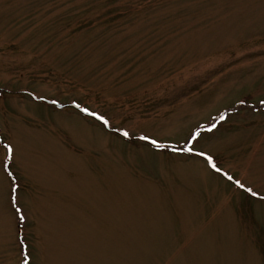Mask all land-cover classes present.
<instances>
[{"label":"rangeland","instance_id":"rangeland-1","mask_svg":"<svg viewBox=\"0 0 264 264\" xmlns=\"http://www.w3.org/2000/svg\"><path fill=\"white\" fill-rule=\"evenodd\" d=\"M25 261L264 264V0H0V264Z\"/></svg>","mask_w":264,"mask_h":264},{"label":"snow or ice","instance_id":"snow-or-ice-1","mask_svg":"<svg viewBox=\"0 0 264 264\" xmlns=\"http://www.w3.org/2000/svg\"><path fill=\"white\" fill-rule=\"evenodd\" d=\"M84 111L87 112V111H89V109L85 108ZM100 119H101V120H104V122L107 123V120H106L103 116H101ZM123 134H124L125 136H128L130 133H129V131H128L127 129H124V130H123ZM144 138H145V139H148L147 136L144 137ZM153 143L159 144L158 141H153ZM189 151H192V149H189ZM14 152H15V149H14L13 145H12L11 143H8V144L5 146V160H9V159H11V157L14 155ZM200 155L206 157L208 163L211 165V167H212L213 169H216L217 171H222V169H219V168L217 167V164H216V162L214 161V159H213V157H212L211 155H209V154L206 153V152H205V153H200ZM4 167H5V168H8L9 165H8V164H4ZM225 175H228V174L225 173ZM229 179H231V177H229ZM235 183H236L238 186H240L241 188H244V186H245L240 180H236ZM247 191H248V192H252L253 189L248 188ZM25 264H27V261H25Z\"/></svg>","mask_w":264,"mask_h":264}]
</instances>
